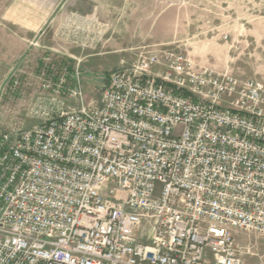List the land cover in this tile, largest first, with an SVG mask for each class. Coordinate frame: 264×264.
<instances>
[{"label": "built area", "instance_id": "built-area-1", "mask_svg": "<svg viewBox=\"0 0 264 264\" xmlns=\"http://www.w3.org/2000/svg\"><path fill=\"white\" fill-rule=\"evenodd\" d=\"M72 76L79 105L40 82L39 123L0 129V264H244L235 233L264 234V77L154 44L94 102Z\"/></svg>", "mask_w": 264, "mask_h": 264}, {"label": "rangeland", "instance_id": "rangeland-1", "mask_svg": "<svg viewBox=\"0 0 264 264\" xmlns=\"http://www.w3.org/2000/svg\"><path fill=\"white\" fill-rule=\"evenodd\" d=\"M121 0H0V20L4 17H32L47 19L65 18L62 29H80L84 23L89 36L85 41L89 51L104 43L105 36L112 32V19ZM154 8L155 23L134 36V46L157 45L173 47L188 54L194 64L227 70L240 77H264V0H134ZM118 12V10H117ZM113 17V18H112ZM81 24H78L80 23ZM61 29V30H62ZM68 31L64 32L67 33ZM137 32V30H136ZM135 32V33H136ZM61 38L76 40V37L60 34ZM135 47V48H137ZM116 54L89 57L82 65L78 58L62 57L43 52L27 61L23 75H33L40 82L53 86L61 78L64 87H72L73 74L79 71L81 99L84 104L96 101L103 83L112 68ZM3 60L0 58V62ZM5 77L7 73L0 74ZM1 77V78H2ZM4 84L0 86V108L4 103ZM59 91L58 97L67 98L68 90ZM51 91V89H47ZM45 90V91H47ZM52 92V91H51ZM78 100V97H73ZM68 105L77 106L73 99ZM67 103L65 101V107ZM39 119V118H38ZM38 119L27 120L26 125L39 123ZM16 125V124H15ZM21 125V124H20ZM11 122L0 123V129L11 127ZM239 245L253 244V262L264 258V234L240 231L236 235Z\"/></svg>", "mask_w": 264, "mask_h": 264}, {"label": "crops", "instance_id": "crops-1", "mask_svg": "<svg viewBox=\"0 0 264 264\" xmlns=\"http://www.w3.org/2000/svg\"><path fill=\"white\" fill-rule=\"evenodd\" d=\"M120 5L115 10L114 18L112 17V32L105 36L104 43L94 51L88 50L85 41L78 42L79 39L89 36V32L85 31L88 27L86 28L84 23H78L81 24V28L73 30L61 28V25L67 24V20L62 17H51L45 20L32 17L2 18L0 20V58L3 60L0 62V74L7 73V75L5 77L0 75V86L4 84L12 70L21 69L22 73L18 75V86L12 91L7 90L4 94V103L0 108V123L7 121L11 122V125L31 126L32 124L26 125L27 120L38 119V117L31 115L29 108L37 101L38 94L40 92L52 94L49 90H41L35 76L23 75V69L28 68L27 61L32 60V57L36 55L50 52L62 57L78 58L82 65L92 56L116 54L117 57L112 59L111 70L118 67L122 61H129L133 57V50L137 47L134 46V36L138 35V28L141 25L142 32L147 31L148 27L155 23V13L152 5L151 9L145 6L140 8L139 4L134 5V0H121ZM66 31L68 32L64 33ZM61 33L67 37L72 35L77 38V41H69L66 37L63 39L60 37ZM108 78L103 83V87L107 84ZM72 99L79 105L78 100L67 97L65 98L66 106H70L68 101ZM62 100L65 104L64 99ZM45 102L50 104L48 100ZM239 232L235 233V238ZM245 245H251L253 248L250 242ZM257 261L253 262L251 254L244 255V264H256Z\"/></svg>", "mask_w": 264, "mask_h": 264}]
</instances>
